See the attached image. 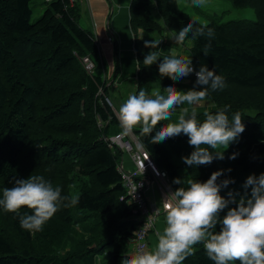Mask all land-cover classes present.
<instances>
[{"label": "trees", "instance_id": "1", "mask_svg": "<svg viewBox=\"0 0 264 264\" xmlns=\"http://www.w3.org/2000/svg\"><path fill=\"white\" fill-rule=\"evenodd\" d=\"M35 1L0 0V198L16 179L36 175L59 187L67 199L40 231L23 229L19 215L0 207V264H121L123 257L131 256L128 245L141 222L135 206L121 200L126 196L121 174L124 153L109 146L111 126L118 127L120 122L105 102V97L110 99V87L102 68L97 69L104 57L94 31L81 25L80 3L46 1L48 8L33 20ZM233 2L253 8L257 21L204 25L194 20L195 26L213 29L207 56L203 53L209 43L206 34L186 37L193 40L186 53L196 71L206 64L225 82L215 91L209 87L203 101L212 102L214 108L208 112L226 108L229 123L238 112L245 125L238 140L223 150L224 159L187 165L183 157L194 148L183 134L152 143L155 131L168 120L161 121L150 135L142 134L140 126L133 133L156 165L167 171L173 191L188 187V180L206 182L213 172L224 170L217 182L231 179L234 183L221 188L220 194L232 199V192L238 203L246 191L250 196L251 189L243 187L246 179L264 173V0ZM153 4L160 21L152 13ZM130 13L133 34L161 35L166 30L175 37L192 19L179 9L177 0H132ZM140 42L137 37L135 94L144 90L150 95L153 89L163 90L170 84L183 91L195 86L193 73L173 81L159 73L160 61L145 67L144 57L151 50L144 45L141 49ZM84 58L95 65L92 72L86 70ZM102 67L106 70L105 64ZM158 76L164 80L161 87ZM197 119L202 123L204 113H198ZM99 121L105 126L99 127ZM209 151L215 155V150ZM234 153L238 155L231 159ZM176 178L182 184L173 183ZM73 199L77 203L72 204ZM227 210L221 212V219ZM20 214H32V210L23 207ZM220 228L218 224L216 230ZM193 248L194 254L183 264H214L203 244Z\"/></svg>", "mask_w": 264, "mask_h": 264}, {"label": "clouds", "instance_id": "2", "mask_svg": "<svg viewBox=\"0 0 264 264\" xmlns=\"http://www.w3.org/2000/svg\"><path fill=\"white\" fill-rule=\"evenodd\" d=\"M204 3L205 0H193L197 7ZM195 25L196 22L191 19L179 30L174 41L183 44L190 33L193 36L206 34L209 43L205 45L203 53L207 56L214 35L213 29ZM160 43L161 40L154 38L144 42L146 48L153 49L144 57L145 67L160 61L159 73L173 81L195 72V86L183 91L170 84L163 88V94L159 89H153L151 95L144 90H140L138 95H130L117 111L122 134L127 135L133 128L140 126L142 134L150 135L161 121H170L177 107L186 103L191 106V110L182 107L176 122H170L155 131L151 137L152 143L164 142L183 134L194 148L190 156L183 157L187 165H207L214 159L223 160L224 151L219 149H228L245 131L241 115L235 113L229 123L225 108L215 114L205 112V119L200 123L196 107L206 98L209 87L213 91L224 87L223 77L217 75L214 68L210 70L206 64H202L196 71L191 58H179L172 49L161 60L159 52L154 51ZM209 148L215 150V155ZM237 155L234 153L231 159ZM223 172H213L206 182L188 180V187H179L165 196L161 204L166 226L162 232H156L158 243L155 248L123 257L121 264H183L188 256L194 254L193 246L197 244H203L207 257L214 264H231L234 261H239V264H264V173L259 176L253 174L246 179L243 187L245 190L251 189L250 196L246 191L237 203L232 192H229L232 199H225L220 194L221 188L234 183L231 179L218 183ZM173 183L182 184V180L176 178ZM64 199L67 198L61 196L59 187L54 188L43 176L32 175L26 179H16L13 187L4 188L0 207L5 212L19 215L23 229L40 231ZM71 203L77 201L73 199ZM230 204L237 206L229 207ZM23 207L32 210V214L21 215L20 209ZM225 209L228 210L221 219L220 214ZM218 224L221 225L219 231L216 230Z\"/></svg>", "mask_w": 264, "mask_h": 264}, {"label": "rangeland", "instance_id": "3", "mask_svg": "<svg viewBox=\"0 0 264 264\" xmlns=\"http://www.w3.org/2000/svg\"><path fill=\"white\" fill-rule=\"evenodd\" d=\"M84 1L87 2L88 5L91 4L90 2H88V0H84ZM93 1L96 3L99 0H92V5H93ZM101 1L103 2V0H101ZM106 1H107L108 5L111 4V2L113 3L112 0H106ZM151 1H153V0H151ZM75 3H80V4H78V6L81 7L80 5L83 4V0H76ZM131 3H132V0H131ZM177 3H178V7L181 11L188 14L193 20H196L199 23L204 24V25H206L212 21H216L218 23H225L227 21L242 20V19L257 21V17H256V14H255V11L253 8H251V7H237L234 5L233 0H205V3L200 7L195 6L193 4V0H177ZM48 6H49V4L46 2V0H37V1L33 2V4H32L33 20L38 19L44 13V11L48 8ZM130 10H131V5H130ZM151 10H152L153 14H155L156 16L159 17V14H158L156 8L154 7V4L151 6ZM87 18H88V21H87ZM80 20H81L80 22H81L82 26L84 25V26L88 27V25H89L91 27L90 29L93 30L92 24H93L94 20H93V15H91L90 10H88V15H86V16H83V14L81 12ZM112 20H113V16H110L108 14L105 21L108 25L107 29L109 31H111V33H112L111 26H113ZM130 22H131V13H130V20H129V24L127 25L128 26L127 29L130 32V47H131L130 51H132L134 54L133 62H132V60H131V62H132V64H135V62H136V67H137L136 73H137L138 72V63H137V58H136V54H137L136 38L138 37V39L140 40L142 32L139 31L138 34L134 33L135 34L134 35L132 32V29H131ZM161 23L163 24V21H161ZM85 29H88V28H85ZM142 35H143V33H142ZM96 38L98 39V37H96ZM167 42H168V39H167ZM113 43L115 45L114 51H112V49H110V51H108L109 53L107 55H105L103 53L104 58L100 64L98 62L97 69L102 68L103 76L104 75L106 76L105 82L106 83L108 82L107 87H110V88H108L109 89L108 94L110 96V99H109L110 104L107 102V100H106L107 97H105V95L102 92L100 93V95L102 97L103 96L105 97V102L110 107H112V109H113V106H115V108H116L115 111L116 110L118 111L119 106L121 104H123L130 95L135 94L136 86H134V88H133L132 84H135L137 79L134 80V79L124 78L126 73H125V70L122 68V59L125 55V53L123 52V51H125V49H121L118 47L116 39ZM192 46H193V40L192 39H186L183 42V44H177L176 47L173 49V51L175 52V54L179 58H189V55L186 53V51L189 50ZM150 50L153 51L152 49H150ZM106 60L110 62V65L114 66V69H113V72L111 75L109 74L108 69L105 70L102 67V65L106 63ZM132 64H130L128 66L129 69L133 67ZM129 69L127 72H129ZM115 71L119 72L118 76H113V73ZM114 74H116V73H114ZM129 74H130V72H129ZM134 77L136 78V75ZM158 78H159L158 87H161L163 79L160 76H158ZM163 85H164V80H163ZM156 89H159L161 91V93L163 94L162 89H160V88H156ZM150 95H151V93H150ZM182 106L177 107V109L172 113V118H171L170 122H176L177 121L178 116L181 114V107ZM188 107L191 110V106L188 105ZM196 107H197V113H205V112H208L210 109L214 108V105L210 101H202ZM103 126H105V125L101 121H99V127H103ZM115 127H117V125L111 126V130ZM119 129L122 130L120 125L118 126V130ZM134 129H137V127H135ZM133 132L134 131L132 130L130 133H128V135H129V137L131 136L133 139H135L134 137H136V136ZM129 141H130V139H129ZM130 142L133 145V147L135 148V150H137L140 147L145 149L139 140H137V142H139V144H136L133 141H130ZM219 150L223 151L225 149L220 148ZM121 151L125 154L128 153L126 151H123L122 149H121ZM128 154H131V153H128ZM132 157H133V154H132ZM123 171H124V169H123ZM164 171H166V170H164ZM136 178H141V177L138 176ZM170 186H171V182H170ZM162 212H164V211L161 208V211H160L158 218L162 215ZM158 218H157V220H158ZM157 220H156V222H157ZM140 225H141V223H139L138 226H140ZM154 229L155 228H153L148 233L147 242H148L149 235L154 231ZM130 245L133 246V251H134V245L131 242H129L128 247ZM148 245H149V243H148ZM150 249L152 250V248H150ZM126 251H127V249H125V252ZM102 259L104 260L105 258L102 257Z\"/></svg>", "mask_w": 264, "mask_h": 264}, {"label": "crops", "instance_id": "4", "mask_svg": "<svg viewBox=\"0 0 264 264\" xmlns=\"http://www.w3.org/2000/svg\"><path fill=\"white\" fill-rule=\"evenodd\" d=\"M113 3L107 4L106 0H101L97 1L96 3L93 1L92 5V0H88L91 4L88 5L87 2L83 0V4L80 6L81 12L83 16L88 15V10H90L91 15H93V30L94 33L97 35L98 39L97 41L99 42V47L101 49L102 54L104 53L107 55L112 49L114 51V41L116 39L118 47L121 49H125L123 51L125 53L123 59H122V68L125 70V77L128 79H132L136 75L137 67H136V62L135 64H132L133 59H134V54L132 51H130V32L127 29V25L129 24L130 20V5H131V0H112ZM156 8V6L154 5ZM113 16L112 20V33L107 29L108 25L106 23V18L108 16ZM155 18L160 19V17L156 16L154 14ZM88 21V18H87ZM83 24V23H82ZM84 26V25H83ZM85 28L90 29L91 27L88 25V27L84 26ZM91 30V29H90ZM142 32V31H141ZM143 33V35H142ZM141 33V46L140 48L142 49L144 42L145 41H151L154 39H159L161 40V43L159 45V48L154 49V51L159 52L161 56H165L169 54L170 49H174L175 46L173 44H176L174 41V36L168 31V32H163L161 35L158 34H149L146 32ZM109 36V37H108ZM109 38H112L113 40L110 41ZM168 39V42H166ZM153 50V49H152ZM106 53H105V52ZM104 57V55H103ZM132 60V62H131ZM132 64V68H128V66ZM106 69H108L109 74L111 75L114 69V66L110 65V62L106 60L105 63ZM129 69V72H127ZM133 88L136 86V84H132ZM182 107H188V105L185 103ZM181 107V108H182ZM115 106H113V110L116 113L117 116V110L115 111ZM122 133V130H118V127L113 128V132L111 134V137L115 136L116 134ZM128 138L133 140V142H137V138L134 137L133 139L131 136L127 134ZM121 166L123 167L125 172H133L136 169L132 154L124 153L122 160H121ZM145 198L148 203L155 205L156 207H162L161 200L163 199L161 192L157 187H148L145 190ZM140 222L141 219H139ZM166 226L165 222V213L162 212V215L158 218L156 224H155V229L154 231L149 235L148 238V243H149V251L155 248L156 244L158 243L157 238H156V232H162L164 227ZM133 246L130 245L128 247V253L130 255H133Z\"/></svg>", "mask_w": 264, "mask_h": 264}, {"label": "built area", "instance_id": "5", "mask_svg": "<svg viewBox=\"0 0 264 264\" xmlns=\"http://www.w3.org/2000/svg\"><path fill=\"white\" fill-rule=\"evenodd\" d=\"M51 2L53 0H46ZM70 5H73L76 0H69ZM112 41V38H109ZM84 66L87 71L92 72L95 69V65L89 58L83 59ZM194 76L195 72H193ZM110 104L109 98H106ZM130 141H133L130 139ZM127 135L122 133L116 134L109 138L110 147L117 146L123 151L133 154V160L136 166L134 172H125L121 170L122 177L124 179V186L126 187V196L121 200H127L128 203L135 206L134 213L141 219V225L137 227L134 232V237L130 242L134 245L133 255L141 250L149 251V245L147 242L148 233L155 228L156 220L160 214L161 208L156 207L153 204L147 202L145 198V190L148 187H158L164 198L170 192L173 191L170 186L169 176L166 171L160 169L150 154L142 147L135 150ZM139 144V142H135ZM141 178H136V177ZM163 209V208H162ZM164 211V210H163Z\"/></svg>", "mask_w": 264, "mask_h": 264}]
</instances>
